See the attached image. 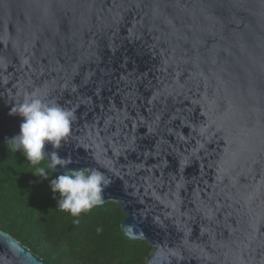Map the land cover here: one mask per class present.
<instances>
[{"label":"water","instance_id":"1","mask_svg":"<svg viewBox=\"0 0 264 264\" xmlns=\"http://www.w3.org/2000/svg\"><path fill=\"white\" fill-rule=\"evenodd\" d=\"M33 93L147 264H264V0H0V146ZM0 264L46 263L0 231Z\"/></svg>","mask_w":264,"mask_h":264},{"label":"trees","instance_id":"2","mask_svg":"<svg viewBox=\"0 0 264 264\" xmlns=\"http://www.w3.org/2000/svg\"><path fill=\"white\" fill-rule=\"evenodd\" d=\"M32 172L21 153L0 146V231L46 264H147L153 248L123 234L118 203L96 206L75 223L53 199L49 185L58 175L43 180Z\"/></svg>","mask_w":264,"mask_h":264},{"label":"clouds","instance_id":"3","mask_svg":"<svg viewBox=\"0 0 264 264\" xmlns=\"http://www.w3.org/2000/svg\"><path fill=\"white\" fill-rule=\"evenodd\" d=\"M9 115L21 117L22 123L19 134L7 142V147L26 158L33 167V176L48 180L50 172L57 166L67 169L49 185L60 211L77 218L74 222L79 223L82 214L103 204V194L111 183L110 179L97 169L67 168L70 160L58 151L71 134L73 112L33 93L22 102L13 104ZM46 145H51L52 151L46 152Z\"/></svg>","mask_w":264,"mask_h":264}]
</instances>
